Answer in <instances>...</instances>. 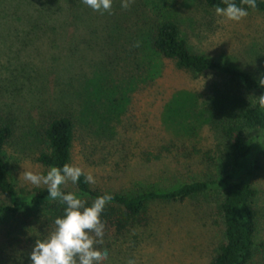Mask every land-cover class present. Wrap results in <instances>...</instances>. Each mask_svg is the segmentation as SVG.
Masks as SVG:
<instances>
[{
    "label": "rangeland",
    "instance_id": "obj_1",
    "mask_svg": "<svg viewBox=\"0 0 264 264\" xmlns=\"http://www.w3.org/2000/svg\"><path fill=\"white\" fill-rule=\"evenodd\" d=\"M176 1L179 32L191 51L245 71L255 79L264 78V11H248L247 17L236 22L218 17L201 0ZM79 3L73 11L74 23L61 28L62 37L55 34L52 39L53 33L43 32L30 41L35 46L57 44L65 51L56 57L50 71H41L46 84L40 92L31 80L25 81L23 89L18 82V101L22 103L19 113L15 110L10 115L14 129L4 146L15 196L27 199L34 189L46 188L22 179L23 169L46 174L48 168L35 160L42 149V125L49 117L69 115L74 122L69 163L93 174L96 183L89 185L94 189L129 194L139 189L164 191L226 173L242 177L247 171L246 178L255 190L253 241H264V130L242 131L250 148L235 166L228 153L230 139L208 109L209 99L222 90L225 79L214 72L193 76L148 47L140 55L135 52L143 63L134 66L130 57L135 53L130 47L106 42L110 30L105 22L107 14L94 11L83 0ZM12 58L3 53L0 63L7 65ZM54 66L59 67L57 72ZM94 69L126 86L113 98L117 116L107 119L101 109L107 122L94 120L91 110L96 103L85 108V96L79 94L83 80ZM34 83L42 84L41 80ZM239 94L244 104L256 99L253 92ZM61 187L76 191L71 182ZM221 199L219 189L212 187L178 201H149L133 217L114 206V218L124 215L126 225L116 231L113 223L105 224L104 243L98 245L108 251L104 264H126L129 259L135 264H208L223 241ZM54 201L49 199V203ZM0 202L7 203L8 198L0 194ZM16 219L27 225L36 221L34 216L23 214ZM3 226L0 223V245L5 244ZM28 248L24 250L27 255ZM246 264H264V253L254 249Z\"/></svg>",
    "mask_w": 264,
    "mask_h": 264
},
{
    "label": "trees",
    "instance_id": "obj_2",
    "mask_svg": "<svg viewBox=\"0 0 264 264\" xmlns=\"http://www.w3.org/2000/svg\"><path fill=\"white\" fill-rule=\"evenodd\" d=\"M79 1L0 0V55L3 53L13 55V62H7V65L0 63V194L8 198L7 203L0 202V223L4 224L2 231L4 230L5 242L0 245V264H31L30 253L27 255L24 250L30 247L28 250L31 252L36 238L45 237L54 227L55 218L64 213L65 205L58 200L49 203L47 188L34 189L27 199H18L15 196L14 186L6 168L4 146L14 129L10 115L15 110L18 114V106L22 103L18 101L21 92L19 84L23 89L25 81L31 80L35 90L40 92L46 84L40 75L41 71H50L53 61L65 51L57 44L55 47L35 46L30 41L38 38L43 32L53 33L52 39L55 34L62 37L63 25L68 22L74 23L72 15L77 9L76 3L80 5ZM181 1L184 3L185 0ZM233 2L247 11H264V0H256L255 10L248 5H242L241 0ZM121 3L122 0H113L111 14L103 13L107 14L105 22L110 24V30L105 35L107 43L119 48L130 47L139 55L148 47L156 55L172 60L175 67L193 76L214 72L225 79L222 90L218 89L209 99L208 109L219 120L221 132L230 139L228 153L233 164L238 166L250 148L242 136V131L264 130V109L258 104V96L264 94V85H260V80L245 71L191 51L186 39L179 32L177 23L179 6L176 0H134L128 9H123ZM201 3L212 10H215L216 6L226 7L223 0H201ZM137 43L139 46H136ZM136 53L130 59L134 66L142 65V57L138 58ZM42 60L46 62L40 67ZM54 69L57 72L59 67L54 66ZM89 74L83 80L79 93L85 96L82 102L84 107L88 108L92 102L96 103L91 110L94 120H105L101 109L107 119L117 116L119 112H115L118 110L113 104V98L126 86L114 82L112 76L113 80L97 69ZM38 80H41V86L34 83ZM130 83L128 80V84ZM241 91L253 92L256 95L255 101L244 104L242 95L239 94ZM126 92L125 89L123 93ZM105 124L107 126L108 123ZM42 126V149L35 160L48 169L51 166L62 168L70 160L74 137L73 118L69 115H55L49 117ZM247 174L246 171L242 177H233L226 173L216 179L184 182L164 191L139 189L130 194L94 189L85 182L83 176L74 186L75 193L85 199L88 205L101 195H111V202L106 204L101 213V220L104 224L113 223L116 231L125 228L124 215L128 217L138 215L149 201H178L203 193L212 187L217 188L222 194L219 213L223 241L208 264H246L254 249L257 248L264 253V241L257 244L253 241L255 218L252 199L255 190L250 186ZM62 190L65 194L69 192L63 188ZM114 206H118L124 213L118 219L114 218ZM20 214L34 216L36 219L34 225L18 221L16 217ZM8 218L11 221L6 222ZM20 243L25 246L21 247ZM3 249L7 252L2 251Z\"/></svg>",
    "mask_w": 264,
    "mask_h": 264
},
{
    "label": "clouds",
    "instance_id": "obj_3",
    "mask_svg": "<svg viewBox=\"0 0 264 264\" xmlns=\"http://www.w3.org/2000/svg\"><path fill=\"white\" fill-rule=\"evenodd\" d=\"M133 2L122 0L121 7L128 9ZM83 3L101 14H111L113 0H83ZM223 3L226 7H215L218 17L236 22L247 17L248 11L233 0H223ZM241 4L253 10L257 7L256 0H241ZM259 83L264 85V78ZM258 104L264 109V94L258 96ZM82 176L86 183H96L91 172L72 163H65L62 168L51 166L46 174L31 168L23 169L22 179L35 186H46L47 199L65 205L63 215L55 218L52 230L45 237L36 238L29 257L31 264H104L108 259L107 249L101 250L98 245L104 243L105 224L101 213L111 202V195H101L88 205L74 192L65 194L61 187L69 182L76 184ZM126 264H135V260L129 259Z\"/></svg>",
    "mask_w": 264,
    "mask_h": 264
}]
</instances>
